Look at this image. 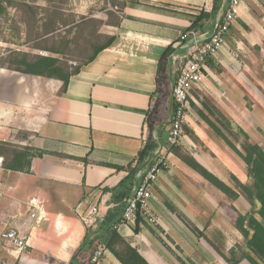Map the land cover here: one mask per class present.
I'll list each match as a JSON object with an SVG mask.
<instances>
[{
	"label": "crops",
	"instance_id": "1",
	"mask_svg": "<svg viewBox=\"0 0 264 264\" xmlns=\"http://www.w3.org/2000/svg\"><path fill=\"white\" fill-rule=\"evenodd\" d=\"M73 2L84 24L95 23L96 47L112 37L115 40L82 66L66 89L60 79L0 67V143L31 147L34 154L44 152L32 158L28 172L5 169V156L0 155V235L17 227L31 240V247L13 251L0 237L8 260L14 264H122L110 249L92 262L101 243L93 251L82 247L88 232H92L90 238L96 236L99 232L93 231L112 212L111 226L150 264H223L178 213L229 250L245 242L236 226L238 215L251 209L244 195L229 197L171 149L167 150L169 167L153 186L138 224L122 222L123 192L132 193L136 178L126 183L122 193L116 190L127 179L129 167L136 165L149 137L147 115L156 124L153 135L166 143L175 104L172 83L168 93L157 88L159 59L191 26L197 9L210 12L214 0ZM263 41L264 6L259 0H243L225 47L207 61L211 73L195 88L199 92L192 96L186 116L191 133L183 130L182 142L176 145L232 187L233 174L242 182L248 180L246 164L233 156L221 162L209 127L198 122L199 112L207 113L204 101H212L244 131H264V87L250 77L254 61L264 56ZM247 99L255 105L248 106ZM148 163L140 168L146 169ZM34 202L44 210L45 218L39 223L30 217ZM93 205L102 216L96 228L87 227L81 218Z\"/></svg>",
	"mask_w": 264,
	"mask_h": 264
},
{
	"label": "trees",
	"instance_id": "2",
	"mask_svg": "<svg viewBox=\"0 0 264 264\" xmlns=\"http://www.w3.org/2000/svg\"><path fill=\"white\" fill-rule=\"evenodd\" d=\"M132 1L139 2V0ZM259 1L264 6V0ZM226 2L227 0H214L210 12L205 11L203 8L197 9L198 13L192 17L193 20L190 28L200 32L213 29L215 27L216 15L225 7ZM18 6H22L26 14L33 20V24L42 23L34 39L40 42L36 48L43 49L47 53H31L19 48H9L6 53L0 54V67L37 76L60 79L63 81V89H66L69 80L79 73L82 66L93 61L100 50L111 45L115 40L112 37L103 46H95L93 55L86 62L76 66L74 69H70L69 66L63 63L59 55L62 51L58 47H48L47 45H42V43H46L50 40L51 36L57 33L61 36L63 30L70 34L74 29L81 27L84 24V16L76 19L71 14V19H65L63 7L56 5L55 0H46V4L44 5H40L34 0H0V25L3 20L9 23L10 10ZM25 22L22 21V23ZM9 28L12 29V25ZM22 44L20 42L16 43V45ZM173 51V47L166 48L158 62L157 88L159 91L167 93L170 84L176 78V75L172 74L170 65V55ZM261 74L264 77V56L262 57ZM204 102L207 107V113L200 111V117L244 161L247 168L248 180L242 182L233 174L232 178L235 182V187H232L198 163L189 153H182L177 146H173L170 149L191 168L229 197L236 199L238 196L244 195L247 198L251 205L250 211L246 214H239L236 219V226L243 234L245 244H237L235 247L226 250L224 245L216 243L186 217L179 213L178 216L199 239L202 238L207 242L223 264H264V147L259 142L253 141L250 134L243 129L240 132L243 135V140L241 141L240 136L233 129L232 121L218 107L207 104L206 100ZM147 121L150 129L149 137L145 146L138 153L136 165L129 167L130 172L127 179L121 181L119 187L116 189L118 192L121 191L122 193L126 183L133 181V178H135L136 171L149 162L160 141L154 138L153 131L156 124L151 120L150 115H147ZM184 126L185 124L183 125V129ZM185 131L191 133L188 126H185ZM237 142L241 143L240 147L237 145ZM162 144L165 143L162 142ZM33 150L31 147H19L8 142H1L0 155L5 156L3 161L4 168L7 170L28 172L31 167L32 158L34 156H42L44 153L43 151H38L34 154L32 153ZM116 168L122 169V167ZM130 194L127 190L123 192L124 208ZM111 215L112 212L108 213L103 222L104 225L97 229V231H93L99 232L96 236L90 238L89 236L92 232H88L82 247L93 251L98 243H104L122 264H150L135 247L119 234L113 225L111 226ZM140 218L141 216L139 215L137 224L140 222Z\"/></svg>",
	"mask_w": 264,
	"mask_h": 264
},
{
	"label": "built area",
	"instance_id": "3",
	"mask_svg": "<svg viewBox=\"0 0 264 264\" xmlns=\"http://www.w3.org/2000/svg\"><path fill=\"white\" fill-rule=\"evenodd\" d=\"M242 1L229 0L228 6L218 13L213 29L200 32L189 27L180 33L175 42L174 51L170 55V63L176 75L171 87L175 108L169 119L170 132L165 144L158 143L148 167L139 168L136 171L137 182L126 201L122 222L132 225L137 223L149 198L153 196V186L157 183L160 174L169 167L167 150L182 142L183 125L187 122L186 116L192 91L207 74L211 73L207 61L225 47L227 33L240 13ZM154 138L157 140L156 135ZM30 217L35 223L45 218L44 210L39 202L33 203ZM101 217L97 205L91 206L89 210L81 214L83 223L90 228H96ZM35 227V224L31 225L32 230ZM0 237L2 243L13 251H23L31 247L30 236L17 227L5 229ZM108 250L107 245L101 243L93 253L92 262L97 263Z\"/></svg>",
	"mask_w": 264,
	"mask_h": 264
},
{
	"label": "rangeland",
	"instance_id": "4",
	"mask_svg": "<svg viewBox=\"0 0 264 264\" xmlns=\"http://www.w3.org/2000/svg\"><path fill=\"white\" fill-rule=\"evenodd\" d=\"M21 1V0H19ZM30 1V0H29ZM40 5L46 4V0H34ZM55 4L63 7L64 18L71 19V14L75 16L76 19H79L76 14L77 5L74 4L73 0H55ZM10 20L9 23H6L5 20L2 21L0 25V54L6 53L9 48H19L24 51H28L31 53H39L44 54L47 53L43 49L36 48L39 46L37 40H35V36L39 32V26L42 23L33 24V20L30 16L26 14L22 6H18L17 8H12L10 10ZM22 21H26L22 23ZM17 22V24H15ZM14 24V25H13ZM12 25V29L9 27ZM20 27V28H19ZM95 23L90 22L89 24H83L81 27L74 29L70 34H68L65 30L62 31L61 36L59 33L50 37L46 43H42V45H47L48 47L56 46L62 52L59 54L63 63L70 67V69H74L76 66L83 64L86 62L94 53V49L96 44L99 41V38L95 36ZM19 28V29H18ZM21 38V39H20ZM69 40V42H67ZM23 43L22 45H16V43ZM264 48V41L262 42ZM254 69L253 74H250V77L253 79V82L258 85V83L263 85L264 81L261 77V68H262V59L255 60L253 63ZM264 90V88H263ZM199 91H197L198 93ZM196 93V89L192 91V96ZM260 95V94H259ZM263 98V97H262ZM192 98L190 99L191 102ZM258 102L261 100H257ZM264 99L262 100V102ZM247 105L254 104L255 101L251 99H247ZM257 102V103H258ZM264 103V102H263ZM209 105H214L212 101L208 102ZM257 105V104H256ZM264 105V104H263ZM190 115L189 114L187 116ZM253 115H251V118ZM187 119V118H186ZM197 117V121H198ZM202 122L205 126L204 121ZM188 123H185L187 126ZM184 126V132L185 131ZM208 126V125H207ZM209 127V126H208ZM209 137L211 138V142L213 144V148L219 152V158L221 162H228V156L232 157V159H241L233 150L225 143V141L217 135V133L209 127ZM233 129L240 136L241 141L243 140V135L240 133L241 128L237 124L236 121H233ZM248 132V131H247ZM187 133V132H186ZM250 137L253 141L259 142L264 147V131L255 130L249 131ZM194 137V135H193ZM195 138V137H194ZM241 143L237 142V145L240 147ZM233 166L237 167V164L234 162ZM245 244V242H244ZM0 253L2 254L0 263H4L6 260V264H14L12 261L8 260V251L2 247L0 244ZM10 262V263H8Z\"/></svg>",
	"mask_w": 264,
	"mask_h": 264
}]
</instances>
